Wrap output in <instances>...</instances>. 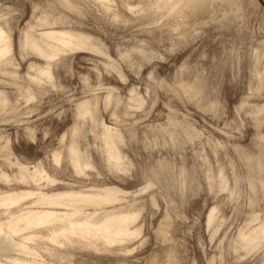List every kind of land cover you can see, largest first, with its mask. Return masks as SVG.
I'll return each instance as SVG.
<instances>
[{"label":"rangeland","instance_id":"obj_1","mask_svg":"<svg viewBox=\"0 0 264 264\" xmlns=\"http://www.w3.org/2000/svg\"><path fill=\"white\" fill-rule=\"evenodd\" d=\"M62 1L0 0L12 57L0 66V91L10 102L0 108V175L7 176L0 191L34 190L26 175L38 166L53 180L38 182L48 194L117 190L116 202L86 212H139L137 237L105 251L62 249V264H260L264 241L252 255L235 244L264 224V0L204 9L185 0H111V15L91 0ZM112 11L120 12L115 20ZM44 22L89 36L103 53H59L48 62L52 79L35 82L34 68L46 60L21 41ZM190 84L194 96L183 92ZM84 99H95L96 122L77 117ZM101 123L121 135L120 169L108 167ZM71 143L80 169L72 166ZM133 155L159 162L155 207L145 176L127 179ZM170 171L176 179L183 172L194 191H169Z\"/></svg>","mask_w":264,"mask_h":264},{"label":"bare ground","instance_id":"obj_2","mask_svg":"<svg viewBox=\"0 0 264 264\" xmlns=\"http://www.w3.org/2000/svg\"><path fill=\"white\" fill-rule=\"evenodd\" d=\"M91 1L95 7L97 5V7L110 14L111 0ZM185 1L189 4V7L204 9L215 1L232 4L238 0ZM62 3L64 4L63 1ZM125 4L122 6H125ZM71 7L72 5H70ZM127 9L129 11L134 10L129 4H126L125 10ZM122 11L124 12V10ZM119 13L112 11L113 20L120 15ZM44 25L46 27L38 35L25 33L21 41L23 49L27 47L37 57L46 60L44 66L34 68V75L31 79L35 82L40 83L43 80L52 79L48 62L55 59L59 53L77 49L103 53L100 48L93 47L90 37L83 33L55 29L50 27L47 22H44ZM10 53V40L0 26V66L11 64L12 57L9 56ZM121 56L124 55L121 54ZM33 66L32 63L29 65L30 68H33ZM117 73L121 76L120 71H117ZM182 88L183 92L189 96L196 94L194 85H182ZM29 91L28 87L25 91H21L22 95H26L27 100L33 97ZM109 98L108 95L107 99L109 100ZM9 104V99L5 96V93L0 91V108H5ZM96 104L95 99H84L78 102L75 105L77 117L82 118L88 115L93 122H96ZM101 125L108 167L120 169L121 156L117 142L120 141L121 135L117 129L104 123H101ZM78 128V125L75 124L73 133ZM68 151L71 155L72 166L75 169H80V159L72 143L69 145ZM53 158L56 163L59 162L57 154H54ZM20 169L23 170L24 167H20ZM0 177L7 179L5 174H1ZM26 177L31 179L30 183L36 186L34 190L10 193L0 191V194L5 193L0 196V207L4 208L3 211H0V264H62L58 260V256L63 253L62 249H70L72 246L77 245L95 251H105L113 244L129 241L139 235L140 229L133 228V224L138 218L136 214L139 212L119 210L109 211L102 216H98L93 212L85 211L89 206L95 210L116 202L119 198L115 188H103L86 192L60 191L48 194L42 191L40 184L38 185V182L43 179L53 182L44 170L35 166V169L28 173ZM24 178L25 175L22 174L18 179L23 180ZM12 207L14 209H11ZM214 215V209H211L207 215V224L211 222ZM263 241L264 224H259L248 233H241L238 236L235 249L240 248L248 253ZM1 258L4 260L2 261Z\"/></svg>","mask_w":264,"mask_h":264},{"label":"clouds","instance_id":"obj_3","mask_svg":"<svg viewBox=\"0 0 264 264\" xmlns=\"http://www.w3.org/2000/svg\"><path fill=\"white\" fill-rule=\"evenodd\" d=\"M149 173L151 174V179H148ZM143 174L146 179V186L148 189H156L153 193V203L152 206L155 207V196L159 195L160 191L163 190L161 187V175L162 172L159 169V162L153 161L147 158H139L137 159L135 155H133L132 159L128 160L126 166V176L127 179L133 180L139 178V176ZM186 175L181 172L179 179H176L174 174L170 171L167 183L169 184V191L174 193H179L181 196L184 195L186 191H194L191 184H186ZM143 193H138V195H142ZM143 211V209H141ZM137 217L139 213L136 214ZM255 252V249L248 252V255H252ZM260 264H264V257H261Z\"/></svg>","mask_w":264,"mask_h":264}]
</instances>
